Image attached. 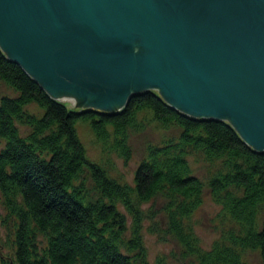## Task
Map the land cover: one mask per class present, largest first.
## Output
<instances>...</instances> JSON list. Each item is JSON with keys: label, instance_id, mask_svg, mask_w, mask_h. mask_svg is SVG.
<instances>
[{"label": "trees", "instance_id": "obj_1", "mask_svg": "<svg viewBox=\"0 0 264 264\" xmlns=\"http://www.w3.org/2000/svg\"><path fill=\"white\" fill-rule=\"evenodd\" d=\"M79 122L125 161L131 134L156 123L166 136L149 145L130 185L88 158ZM0 142V204L12 241L1 264H151L145 231L174 240L189 264H249L250 253L264 264V152L228 121L189 116L156 91L117 112L71 109L0 48ZM192 158L207 167L204 178ZM206 192L220 207L208 250L193 222Z\"/></svg>", "mask_w": 264, "mask_h": 264}, {"label": "water", "instance_id": "obj_2", "mask_svg": "<svg viewBox=\"0 0 264 264\" xmlns=\"http://www.w3.org/2000/svg\"><path fill=\"white\" fill-rule=\"evenodd\" d=\"M0 48L71 109L156 91L264 152V0H0Z\"/></svg>", "mask_w": 264, "mask_h": 264}, {"label": "rangeland", "instance_id": "obj_3", "mask_svg": "<svg viewBox=\"0 0 264 264\" xmlns=\"http://www.w3.org/2000/svg\"><path fill=\"white\" fill-rule=\"evenodd\" d=\"M77 130L81 141L87 149L88 158L92 162L106 166L111 171V175L114 178L130 185H133L135 171L139 164L147 157V149L149 145L160 144L166 136V132L156 123L149 124L147 129L143 132L131 134L130 146L132 148V157L129 161H125L116 153L112 152L108 154L103 151L101 145L97 142L91 131L89 124L79 122L77 124ZM2 147V143L0 142V149ZM190 160L196 174L201 178H204L207 173V167L197 163L194 158ZM152 205L155 206V204L151 202L144 205L142 208L148 210ZM159 208L160 205L158 206V209ZM219 210L220 207L213 202L209 193L206 192L204 203L193 218L195 232L204 249H210L212 244L219 237V234L215 231L214 227ZM5 215L6 212L0 204V264L4 257H8L12 253V250L9 247L12 242L10 231L3 225V218ZM128 222L131 224L129 216ZM149 224V222L145 223V229L148 228ZM169 240V242H165L160 240L157 235H152L145 231L144 241L148 249L149 262L155 264L158 257L166 256L171 262L170 264H189V262H184V259H182L179 245L175 243L174 240ZM174 253H177V255H174ZM247 257L249 264H263L258 253H250Z\"/></svg>", "mask_w": 264, "mask_h": 264}]
</instances>
